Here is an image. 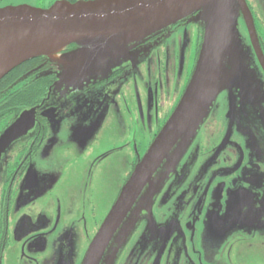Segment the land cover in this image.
<instances>
[{
    "label": "flooded vegetation",
    "instance_id": "flooded-vegetation-1",
    "mask_svg": "<svg viewBox=\"0 0 264 264\" xmlns=\"http://www.w3.org/2000/svg\"><path fill=\"white\" fill-rule=\"evenodd\" d=\"M56 1L75 4L96 0ZM57 2L51 0L47 8ZM246 2L264 59V8L258 9L252 0ZM170 28L188 39L185 20ZM195 28L197 54L202 31ZM165 38L162 30L146 42L151 46L145 67L150 82L143 84L148 93L149 120L157 115L159 130L181 99H177L179 87L182 84L185 90L192 73L180 67L181 49H167ZM243 40L260 84L261 94L252 92L248 98L256 103L255 108L240 110L241 99L236 97L234 110H211L192 145L155 194H150L154 185L141 190L98 264H264V67L246 30ZM73 50L75 47H68L58 55L66 56ZM131 69L124 65L108 78L86 86L82 94L100 89L112 95L108 111L131 116L130 102L142 116L140 96L129 86L137 80V72ZM62 75L61 66L37 58L16 67L0 81V137L17 119L28 117L31 121L0 147V264H84L96 233L122 192L90 237L88 218L98 213L89 200L91 170L108 161L120 147L92 158L85 181L72 176L73 157L65 154L68 145L62 146L65 142L55 139L49 129L55 115L82 111L71 96L79 83L64 81ZM123 75L127 79L121 88L118 78ZM158 77L160 89L151 82ZM56 87L59 93H54ZM67 92L71 98L65 97ZM256 99L263 104L258 105ZM109 136L117 139V130H111ZM58 143L63 150L53 148ZM141 159L136 152L124 186Z\"/></svg>",
    "mask_w": 264,
    "mask_h": 264
},
{
    "label": "water",
    "instance_id": "water-1",
    "mask_svg": "<svg viewBox=\"0 0 264 264\" xmlns=\"http://www.w3.org/2000/svg\"><path fill=\"white\" fill-rule=\"evenodd\" d=\"M199 12L204 13L198 19L204 27L203 38L185 93L136 165L92 241L84 264L99 263L108 241L141 190L154 185L150 194H155L175 170L219 95L224 91L242 93L250 77L247 63L251 58L241 35L240 20L264 67L252 13L246 0H96L57 2L47 9L25 5L0 8V80L22 63L43 57L61 66L64 81L78 83L102 76L125 56L128 46ZM53 41H63L56 51L47 50L45 45L32 47ZM70 46L75 50L66 56L58 55ZM236 97L243 99L234 95V104ZM29 121L28 117L17 119L0 137V147L23 132L31 124ZM159 170L161 173L154 178Z\"/></svg>",
    "mask_w": 264,
    "mask_h": 264
},
{
    "label": "rangeland",
    "instance_id": "rangeland-1",
    "mask_svg": "<svg viewBox=\"0 0 264 264\" xmlns=\"http://www.w3.org/2000/svg\"><path fill=\"white\" fill-rule=\"evenodd\" d=\"M50 1L51 0H0V8L29 5L33 8L46 9ZM54 2L57 1L54 0ZM252 2L258 9H260L261 7L264 8V0H252ZM257 8L256 11L259 13ZM204 13L199 12L198 14L190 15L189 17H187V19H185L188 24V28L186 29L188 37L187 40L184 39V34L181 37L179 32L174 30L172 31L170 27L163 30L166 35L165 39L167 49H181L183 60L179 61L180 67L182 69H188L189 72L192 71L191 76L193 75L199 59V51L204 30L201 21H199L198 19L199 17L202 18ZM195 26H199L202 31V38L200 40L199 46L197 45V54L195 52ZM241 35L243 37V33ZM155 36L156 34L145 38L144 40L139 42V44H132L128 46L125 56L123 58H119L116 62H114V64L109 67L110 69L107 70L102 76L98 77L97 79L79 83L80 87H76L71 96H74V100L78 101L79 109H81L82 111L74 112L69 116L55 115L54 122H50L49 129L51 135L54 136L55 139H57L59 142H65L62 146L65 147L66 144L68 145V150L64 152L66 155L68 154L70 155V157H73L71 167L72 176H74L75 178H84L85 181L87 178H89L88 169L90 168L89 164L92 158L101 154L102 152H107L114 146L120 147V149H117L114 154H110L107 157V159H109V162L105 161L102 164L96 166L94 170L90 169L92 171V175L91 181L89 182L88 186L91 190L89 193V200L93 201L98 210L97 214H90L88 218L90 237L93 236L97 225L103 219L109 207H112L119 191L121 192L124 189V182L127 179L129 166L133 162L136 152L143 158L149 147L151 146V141L155 131L157 134H159V132L163 128L162 127L160 130L158 129L157 115L153 114V116L151 117V121L149 120L150 116L148 115L146 108L148 93L145 92V88L143 87V84L150 82L149 77L145 73V67L148 64H146V60L147 58H149L148 54L149 51L151 52V46L147 45L146 42L154 38ZM180 37L182 38V41H184V43L182 44L178 39ZM246 51L249 52L248 54L250 59V51ZM151 57L152 55H150V60H152L153 62V59ZM126 64L132 67L131 71L134 70L137 72V80H135L134 83L129 82V86L131 87L132 91H135L137 95L140 96L143 106L142 116H138L139 110L135 111L133 104L130 102H128V106L130 108V112L132 113L131 116H128L124 112H122V114L120 113L119 115L118 112L112 113L110 110L108 111L107 107L109 106L110 98L112 97V95L106 94L100 89H95L94 91L82 94V91H84L86 86L108 78L113 71L121 69ZM103 66L106 67L107 65L105 64ZM247 66L250 77L246 80V83H244L242 87V93H237L236 91L222 92L220 95L225 96L222 97L219 95V97L221 98L218 100V102L216 100V102L214 103L212 110L214 108L215 109L213 111H224L227 110V108L230 109V107L231 109L229 111H231L234 105V95L243 97V99L239 101V104H241V106L243 107L240 110H244L247 108L249 109L251 107L255 108L256 103H253V101L248 99L247 96L252 92H255L257 96L261 94L260 84L258 75L254 67L250 64V62L247 63ZM153 70L156 72V68L153 67ZM118 79L120 80L119 86L121 88H124L122 86L124 85V81L125 79H127V76L123 75ZM189 81L185 86L186 88L189 84ZM151 82L154 83L153 87L155 84H159L158 89H160L161 80H159V77L158 79L154 78V80ZM185 90L181 84V86L179 87V92L181 95L179 97L178 93L177 99L182 98ZM54 93H59L58 87L55 88ZM71 96L67 92L65 97L71 98ZM155 100L158 101V99ZM262 101L263 100L259 99L258 105L261 106L263 104ZM118 102L120 109L121 103L120 101ZM158 102L160 104V101ZM95 109H97L98 111L96 112ZM148 120L150 123H148ZM113 129H116L118 132V136H116L117 139L109 136L111 130ZM55 132L56 135H54ZM110 140L111 143H109ZM53 148L59 151L63 150V148H60L59 143L55 144ZM188 149L186 150V152L188 151ZM184 155L182 156V158L184 157ZM182 158L180 159V161L182 160ZM216 198H218V196ZM216 198V202H221V199ZM186 209L187 208H185V211H183L186 212ZM170 220L173 222V219ZM205 232H207V234L209 235L208 229Z\"/></svg>",
    "mask_w": 264,
    "mask_h": 264
},
{
    "label": "bare ground",
    "instance_id": "bare-ground-1",
    "mask_svg": "<svg viewBox=\"0 0 264 264\" xmlns=\"http://www.w3.org/2000/svg\"><path fill=\"white\" fill-rule=\"evenodd\" d=\"M62 43L63 41H53V42H48V43L41 44V45L32 46V47L37 48V47L45 45V46H48L47 50L56 51L59 48L58 45L60 46ZM2 70H3V66L0 65V72Z\"/></svg>",
    "mask_w": 264,
    "mask_h": 264
},
{
    "label": "trees",
    "instance_id": "trees-1",
    "mask_svg": "<svg viewBox=\"0 0 264 264\" xmlns=\"http://www.w3.org/2000/svg\"><path fill=\"white\" fill-rule=\"evenodd\" d=\"M239 26H241L240 31L243 33L244 30H245V28H244V25H243V23L241 22V20L239 21ZM70 47H72V46H70ZM37 58H43V57H37ZM37 58H33V59H37ZM33 59H30V60H28V61H31V60H33ZM28 61H26V62H28ZM24 63H25V62H24ZM22 64H23V63H22ZM19 66H20V65H19ZM14 69H15V68H14ZM10 72H11V71H10ZM5 76H6V75H5ZM5 76H4V77H5ZM4 77H3V78H4ZM3 78H2V79H3ZM2 79H1V80H2ZM1 80H0V81H1Z\"/></svg>",
    "mask_w": 264,
    "mask_h": 264
}]
</instances>
